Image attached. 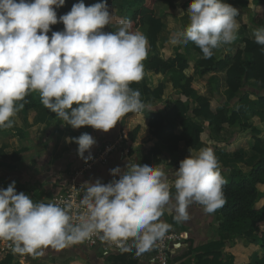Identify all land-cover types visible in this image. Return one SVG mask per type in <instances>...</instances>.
I'll use <instances>...</instances> for the list:
<instances>
[{
    "label": "clouds",
    "instance_id": "obj_1",
    "mask_svg": "<svg viewBox=\"0 0 264 264\" xmlns=\"http://www.w3.org/2000/svg\"><path fill=\"white\" fill-rule=\"evenodd\" d=\"M64 4L0 0V128L12 126L11 118L24 106L17 102L29 91H38L42 105L73 129L108 132L126 113L144 109L141 93L129 85L144 77L147 37L130 31V20L119 21L114 32L103 31L113 19L107 0L88 6L78 0L58 18L56 9ZM187 14V25L171 34L170 45L192 42L210 59L215 49L237 39L238 10L226 0H190ZM58 22L63 30L51 31ZM253 37L264 51V26L254 29ZM65 142L76 143L77 156L86 163L92 158L96 141L90 134ZM188 151L171 183L159 164L133 161L123 171L119 166L110 170L118 179L84 182L80 204L86 212L76 223L71 205L36 203L18 193L12 181L0 189V239L11 241L14 253L33 256H42L47 246L62 249L93 235L104 241L131 239L143 253L171 227L160 219L166 208L182 222L193 203L209 214L226 203L227 180L214 151Z\"/></svg>",
    "mask_w": 264,
    "mask_h": 264
},
{
    "label": "crops",
    "instance_id": "obj_2",
    "mask_svg": "<svg viewBox=\"0 0 264 264\" xmlns=\"http://www.w3.org/2000/svg\"><path fill=\"white\" fill-rule=\"evenodd\" d=\"M255 1L230 0V4L238 10L236 19L240 28L237 39L231 45L214 50L212 57L216 61H222L226 56L244 50L245 41L254 40L253 30L259 28L250 19ZM77 2L78 0H65V5L71 9ZM96 2L99 0H84L86 6ZM128 2L130 0H107V4L119 12V21L129 18ZM189 3L190 0H156L154 3L162 26L155 42L151 47L148 46V55L143 61V79L129 85L141 93L144 103L141 112L126 113L108 132L94 130L91 126L72 128L78 137L82 133H88L96 141L90 149L92 158L86 163L77 156V144L65 142V138L70 136L64 121L53 120L42 104L26 111L18 110L11 118L12 126L0 128V148L7 155L6 158L0 156V189H6L9 183L15 181L18 193L24 192L36 203H51L52 196L68 185L72 174L77 173V181L82 186L86 181L92 183L97 179L106 184L119 178L110 174L111 169L119 166L123 171L128 161L145 164L141 162L142 147L155 144L160 146L161 153L148 164L162 166L171 183L179 161L189 155L188 150L191 148L186 144L190 135L182 125L187 120L203 130L201 142L191 149L210 147L218 158L221 170L225 172L236 167H251L259 158V154L253 150L252 140L243 148L233 151L222 150L219 143L233 142L241 131L247 132L255 126L259 133L257 137L261 140L260 148L264 147V86L255 79H246L244 75L242 85L235 92L227 83L228 66L200 73V70L208 66L205 65L208 59L203 58L201 50L194 43L176 46L168 43L174 31L187 25ZM119 21L105 26L103 31H116ZM138 31L147 37L146 26ZM241 57L250 60L252 55L244 50ZM152 59L163 61L167 67H158L154 71L150 64ZM188 78L191 79L190 85H184ZM158 88H161L160 95H157ZM145 89H148L147 93ZM199 98L210 101L228 118L234 115V122L225 124L219 132L215 131L211 120L204 115L196 116ZM172 108H176L172 117L173 128L167 130L164 138L150 135L146 117H152L156 113L164 115ZM137 123L144 127L143 137L134 144H126L124 141L127 132ZM106 144L112 145L111 150L103 159L96 161L98 150ZM88 155L86 152L85 156ZM172 191L174 192V188ZM218 210L211 214L205 213L201 206L193 203L188 209L189 219L177 222L174 211L165 209L160 219L171 225L169 229L184 236L183 246L170 264H176L173 260L187 253L191 255L188 264H231L232 257L227 247L231 246L233 236H224L219 231ZM238 240L244 245L256 244L244 235L238 236ZM42 251V256L17 253L13 263L70 264L72 259H76L81 264H150L151 255L149 250L138 254L136 246H133L118 255L103 256L100 249L87 247L82 242L62 249L47 246ZM250 264H264L261 248H257L250 256Z\"/></svg>",
    "mask_w": 264,
    "mask_h": 264
},
{
    "label": "trees",
    "instance_id": "obj_3",
    "mask_svg": "<svg viewBox=\"0 0 264 264\" xmlns=\"http://www.w3.org/2000/svg\"><path fill=\"white\" fill-rule=\"evenodd\" d=\"M155 2L156 0H130L128 2L130 10L128 20L131 21L130 31H138L142 26H146L149 47L155 42L162 26L161 19L157 17L154 8ZM226 2L230 4V0H226ZM108 7L113 17L110 23L115 24L119 21L120 14L115 8L109 5ZM69 11L70 9L64 4L56 9L57 17L59 18L60 15L66 14ZM263 12L264 0H256L250 19L257 27L264 26ZM63 27V24L59 22L50 26L51 31H59ZM51 31L48 33L49 36H51ZM244 50L251 53L252 57L250 60L242 59L241 55ZM244 50H238L234 55H228L222 61H216L211 57L205 62V65L208 66L204 70H200V73L213 69L220 70L228 66L227 83L235 92L242 85L244 75H246V79H255L264 86V51H262V46L256 44L254 40H246ZM150 64L154 71L158 70V67H167L166 63L159 59H152ZM190 83L191 79L188 78L185 80L184 85H190ZM145 92L147 93L148 89H145ZM157 93V95L161 94V88H158ZM21 103L24 106L19 110L23 111L42 104L39 92L29 91L23 101L17 102V104ZM198 104L199 108L195 111L196 116L204 115L207 119L211 120L215 131L219 132L225 124H232L234 122V115H231L229 118L226 117L210 101L199 98ZM175 111L176 108H172L164 115L156 113L152 117L147 116L149 134L158 138H164L167 130L172 129L174 126L172 117ZM50 114L53 120L63 121L56 117L54 113L50 112ZM182 125L190 135V139L186 144L191 148H195L201 142L200 135L203 132L202 128L199 125L189 123L188 120L183 122ZM143 128V126L137 123L132 130L127 132L124 142L126 144H134L137 140H140L144 135ZM66 130L69 132L70 137H78L70 126L66 125ZM258 134V130L254 126L247 132L241 131L238 138L233 142L219 143L222 150L233 151L243 148L248 141L252 140L253 150L259 154L257 161L249 168L242 166L231 168L228 172L221 170V174L227 180V184L223 189L226 203L218 210L220 220L219 231L223 232L224 236H233L231 246L227 247L232 257L231 264H250V256L257 248H261L264 257V147L260 148L261 140L257 137ZM142 148L143 156L141 162L143 163L151 162L161 153L160 146L157 144ZM0 156L2 158H6L7 156L1 148ZM240 235H244L251 239L252 242H256V244H242L238 240V236ZM216 256L218 258L219 254ZM190 257L189 253L182 254L173 261L176 264H188ZM13 258L14 256L12 255L0 256V264H14ZM70 264L81 263L76 259H72Z\"/></svg>",
    "mask_w": 264,
    "mask_h": 264
},
{
    "label": "built area",
    "instance_id": "obj_4",
    "mask_svg": "<svg viewBox=\"0 0 264 264\" xmlns=\"http://www.w3.org/2000/svg\"><path fill=\"white\" fill-rule=\"evenodd\" d=\"M112 145L106 144L98 150L96 161L103 159L105 154L111 150ZM84 192L83 186L77 181V173L72 174L68 185L59 193L51 198V203H55L64 207L71 205V214L74 217L73 222L78 220L76 217L79 214L86 212V209L81 206L80 201ZM184 236L172 229H168L165 234L158 238L150 247L151 255L149 257L150 264H170L174 255L182 248ZM87 247L100 249L103 256L118 255L126 249L135 246L133 240L128 241H104L98 235H93L91 238L82 242ZM17 253L12 251V242L0 239V255H12Z\"/></svg>",
    "mask_w": 264,
    "mask_h": 264
}]
</instances>
